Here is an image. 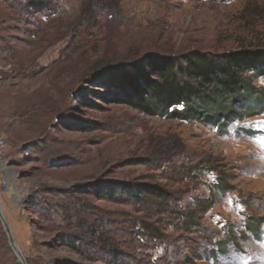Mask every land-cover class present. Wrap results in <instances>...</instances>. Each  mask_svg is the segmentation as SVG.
<instances>
[{
  "label": "rangeland",
  "instance_id": "obj_1",
  "mask_svg": "<svg viewBox=\"0 0 264 264\" xmlns=\"http://www.w3.org/2000/svg\"><path fill=\"white\" fill-rule=\"evenodd\" d=\"M22 1L0 0V206L27 264H264V114L223 128L115 99L146 55L264 49V0ZM139 184L167 211L128 199ZM0 264H22L1 220Z\"/></svg>",
  "mask_w": 264,
  "mask_h": 264
},
{
  "label": "trees",
  "instance_id": "obj_2",
  "mask_svg": "<svg viewBox=\"0 0 264 264\" xmlns=\"http://www.w3.org/2000/svg\"><path fill=\"white\" fill-rule=\"evenodd\" d=\"M2 1L16 11L31 8V2ZM256 74L264 75L261 47L221 53L192 50L178 57L149 54L119 67L117 75L126 79L128 87L115 99L149 116L226 128L232 122L241 124L264 114V88L252 84ZM126 191L128 199L138 202L148 198L158 202L164 212L173 198L150 184L127 187ZM69 244L75 246L73 241Z\"/></svg>",
  "mask_w": 264,
  "mask_h": 264
},
{
  "label": "water",
  "instance_id": "obj_3",
  "mask_svg": "<svg viewBox=\"0 0 264 264\" xmlns=\"http://www.w3.org/2000/svg\"><path fill=\"white\" fill-rule=\"evenodd\" d=\"M0 220L5 228V231L6 233L8 234V237H9V240H10V243L13 247V249L15 250V252L17 253L18 257H19V261L22 263V264H27L26 260H25V256L22 254V251L21 249L19 248V246L17 245L13 235H12V232H11V229L9 227V224L6 220V218L4 217L3 215V212H2V209H1V206H0Z\"/></svg>",
  "mask_w": 264,
  "mask_h": 264
},
{
  "label": "built area",
  "instance_id": "obj_4",
  "mask_svg": "<svg viewBox=\"0 0 264 264\" xmlns=\"http://www.w3.org/2000/svg\"><path fill=\"white\" fill-rule=\"evenodd\" d=\"M5 145H6V142H5L4 137L0 135V158H1V151Z\"/></svg>",
  "mask_w": 264,
  "mask_h": 264
}]
</instances>
